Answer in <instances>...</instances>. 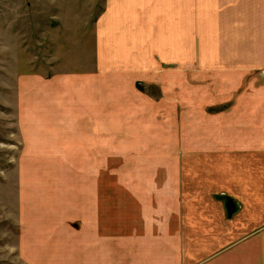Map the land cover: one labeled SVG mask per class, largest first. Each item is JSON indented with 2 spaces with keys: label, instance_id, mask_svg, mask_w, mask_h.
<instances>
[{
  "label": "crops",
  "instance_id": "obj_1",
  "mask_svg": "<svg viewBox=\"0 0 264 264\" xmlns=\"http://www.w3.org/2000/svg\"><path fill=\"white\" fill-rule=\"evenodd\" d=\"M96 44V72L123 74L113 79L188 73L189 58L204 57L241 58L231 73H253L258 60L261 76L244 83L228 113L203 115L213 125L199 126L194 142L188 133L174 141L170 96L124 94L123 129L110 130L103 81L76 85L83 100L74 111L58 90L69 78L53 77L52 108L38 102L47 114L37 117L33 152L42 164L52 158L44 154L64 155L86 176L68 208L60 198L57 209L22 216L28 263L264 264V0H106ZM51 123L64 126L58 137L47 134Z\"/></svg>",
  "mask_w": 264,
  "mask_h": 264
},
{
  "label": "rangeland",
  "instance_id": "obj_2",
  "mask_svg": "<svg viewBox=\"0 0 264 264\" xmlns=\"http://www.w3.org/2000/svg\"><path fill=\"white\" fill-rule=\"evenodd\" d=\"M105 6L106 0H0V264H29L20 241L22 221H26L22 216L57 209L60 198L68 208L69 194L79 191L86 176L83 169H71L74 164L64 155L44 154L52 158L42 164L33 152L38 148L37 117L47 114L39 112L38 102L51 100L44 109L52 108L53 97L46 95L52 89L47 82L53 77L69 78L58 90L64 103L69 98L71 110L83 100L76 98L78 83L103 81L110 130L123 129L118 122L124 94L127 97L136 90L141 97L170 96L174 100L170 131L178 137L174 141L188 133L189 141L194 142L199 126L212 128V118L203 115L228 113L234 98L243 97L244 83L258 81L261 76L256 69L261 65L258 60L252 64L253 73H231L241 67L234 62L242 59L226 57L189 58L188 73H155L157 77L151 81L113 79L123 74L110 67L100 74L96 72V23ZM58 97L57 108L51 110L56 115L61 113L62 99ZM181 113L187 115L181 117ZM57 127L52 124L47 134L61 135L64 126ZM115 150L110 148L109 161L117 160Z\"/></svg>",
  "mask_w": 264,
  "mask_h": 264
},
{
  "label": "water",
  "instance_id": "obj_3",
  "mask_svg": "<svg viewBox=\"0 0 264 264\" xmlns=\"http://www.w3.org/2000/svg\"><path fill=\"white\" fill-rule=\"evenodd\" d=\"M226 207L228 210V214H230L234 208L233 203L230 200H227Z\"/></svg>",
  "mask_w": 264,
  "mask_h": 264
}]
</instances>
